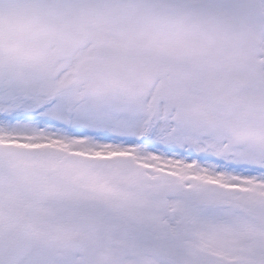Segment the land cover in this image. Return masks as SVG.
<instances>
[{"label": "snow or ice", "instance_id": "1", "mask_svg": "<svg viewBox=\"0 0 264 264\" xmlns=\"http://www.w3.org/2000/svg\"><path fill=\"white\" fill-rule=\"evenodd\" d=\"M0 264H264V0H0Z\"/></svg>", "mask_w": 264, "mask_h": 264}]
</instances>
